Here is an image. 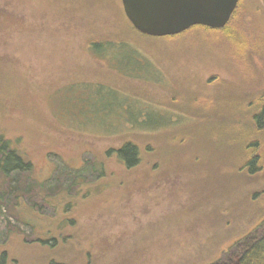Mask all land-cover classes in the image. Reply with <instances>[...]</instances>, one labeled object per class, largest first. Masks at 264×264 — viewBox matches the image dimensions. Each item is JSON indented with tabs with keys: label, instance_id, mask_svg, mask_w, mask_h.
<instances>
[{
	"label": "rangeland",
	"instance_id": "rangeland-1",
	"mask_svg": "<svg viewBox=\"0 0 264 264\" xmlns=\"http://www.w3.org/2000/svg\"><path fill=\"white\" fill-rule=\"evenodd\" d=\"M183 32L139 33L120 0H0V134L32 165L0 184L3 264H207L264 217V130L244 127L264 100V0Z\"/></svg>",
	"mask_w": 264,
	"mask_h": 264
},
{
	"label": "trees",
	"instance_id": "trees-1",
	"mask_svg": "<svg viewBox=\"0 0 264 264\" xmlns=\"http://www.w3.org/2000/svg\"><path fill=\"white\" fill-rule=\"evenodd\" d=\"M234 12L232 13V15ZM231 15V17H232ZM230 17V19H231ZM201 26L202 25H195ZM226 26V25H225ZM224 26V27H225ZM207 28V27H206ZM223 28V27H222ZM218 28V29H222ZM211 29V28H209ZM215 30V29H213ZM185 33V32H182ZM180 33V34H182ZM212 33H221V32H212ZM177 34V35H180ZM165 38H171L174 36H164ZM246 41L242 42L243 45ZM111 45L113 43L109 40L103 41H94L90 42L88 47L97 54L101 56H105L107 52L111 49ZM117 51L113 58L121 57V62L129 63V57L122 56L120 52H123L121 47L123 44H116ZM115 46V47H116ZM255 47V46H254ZM258 47V46H257ZM131 55V54H130ZM132 58V56H130ZM133 64L136 68L143 67V64H140V61L136 62L135 58L132 59ZM131 61V63H132ZM139 63V64H138ZM98 88H103L104 86L96 85ZM115 98V97H114ZM113 98V100H114ZM261 104L257 111H255L248 118V123L244 125L246 130L248 131L247 136H252L256 131L264 130V100H261ZM106 103V102H105ZM106 106V105H104ZM138 120L142 119V115L138 116ZM252 134V135H251ZM249 138V137H248ZM246 138L245 144L248 152L247 158L244 159V165L247 167L249 173H254L259 170L258 166V153H254L253 149L257 147V140H251ZM116 157L122 161L125 166L132 167L138 163V147L132 141H124L122 144L114 150ZM247 153V151H246ZM32 165L31 162L25 158V156L21 153L20 149H18L14 143L0 134V184L4 183L5 180L14 172H22L25 173L27 179L32 180L31 178ZM72 173H78L80 178L82 177V173L80 170H77ZM71 174V173H70ZM5 192L0 190V199L4 197ZM17 204L23 203V194L17 195ZM5 262V255H0V264ZM207 264H264V217L259 221L256 226L251 229L248 233L237 239L233 242L227 250H224L221 253V256L215 260L211 261Z\"/></svg>",
	"mask_w": 264,
	"mask_h": 264
},
{
	"label": "water",
	"instance_id": "water-1",
	"mask_svg": "<svg viewBox=\"0 0 264 264\" xmlns=\"http://www.w3.org/2000/svg\"><path fill=\"white\" fill-rule=\"evenodd\" d=\"M123 12L139 33L164 37L202 25L224 27L238 0H120Z\"/></svg>",
	"mask_w": 264,
	"mask_h": 264
}]
</instances>
